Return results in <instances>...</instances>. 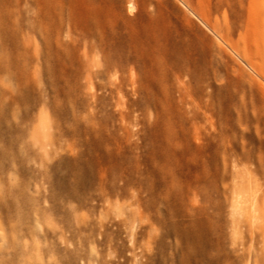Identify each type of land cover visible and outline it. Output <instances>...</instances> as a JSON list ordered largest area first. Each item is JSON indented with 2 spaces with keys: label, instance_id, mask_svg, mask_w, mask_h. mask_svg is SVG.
Listing matches in <instances>:
<instances>
[{
  "label": "rangeland",
  "instance_id": "1",
  "mask_svg": "<svg viewBox=\"0 0 264 264\" xmlns=\"http://www.w3.org/2000/svg\"><path fill=\"white\" fill-rule=\"evenodd\" d=\"M2 4L17 46L0 36V264H183L184 243L175 232L161 248L148 246L149 234L164 229L148 216L164 217L165 206L138 216L137 194L148 196L140 181L157 178V111L132 105L139 98L133 90L117 96L92 87L104 80L72 66V51L58 41L79 37L84 56V39L79 30L68 35L66 17L51 37L38 20V0ZM98 10L117 15L128 31L183 44L186 65L204 78L205 99L213 91L219 99L214 143L218 167L230 177L221 184L250 172L261 181L253 220L264 225V0H102ZM111 75L104 82L119 80ZM153 77L166 97V83ZM183 80L189 82L186 74ZM230 99L236 103L228 108Z\"/></svg>",
  "mask_w": 264,
  "mask_h": 264
},
{
  "label": "bare ground",
  "instance_id": "2",
  "mask_svg": "<svg viewBox=\"0 0 264 264\" xmlns=\"http://www.w3.org/2000/svg\"><path fill=\"white\" fill-rule=\"evenodd\" d=\"M2 1L0 36L11 40L14 47L17 46V39L14 32L4 27L5 23L10 22V15L4 12ZM100 1L83 0L86 4L84 9V3L80 4L78 0H38V20L45 28H50L51 37H54L53 30L60 33L63 29L59 18L68 19V35L74 36L75 31H80L84 39V56L79 53L82 41L79 37L71 42L55 38L61 41L65 50L72 51L66 60L69 59L71 65L75 63L86 69L90 79L105 81L108 75L113 76L112 71L119 75V82L111 84L92 81L93 88L109 90L117 96H126L127 91L133 90L139 98L132 100V105L138 106L141 111H157V143L160 150L155 158L159 165L156 164L152 170L157 178L151 177L154 180L150 182L145 179L140 181L144 182L148 196L139 193L136 202L141 208L138 215L141 219L147 217L145 209H156L159 204L165 206L166 211L165 216L157 220L148 216L152 223L164 228L161 234H149L148 246L150 249L155 246L161 248L165 237L175 232L184 243L183 264H189L191 259L196 264H264V251L259 252V243L264 242V225L256 224L253 220L260 213L259 197H256L262 190L261 181L250 172L232 176L233 184L224 187L221 184L230 177L220 170L217 162L213 133L219 119L216 92L208 93L205 99L204 78L197 69L186 65L182 43L170 46L163 36L146 30H126V26L118 23L117 15L114 18L104 15V18L98 10ZM83 10H86L84 14L81 13ZM124 19L125 25L128 24L126 20L129 18ZM48 49L50 52L54 50L51 47ZM96 65L98 67L95 69ZM78 66L76 75L80 72ZM183 74H186L189 82L183 80ZM153 76L166 83V97L153 83ZM176 92L179 93L178 97ZM188 96L192 97L193 102L188 100ZM233 103H236L235 100L230 99L226 105L231 108ZM179 184L184 188L183 194L176 189L175 185Z\"/></svg>",
  "mask_w": 264,
  "mask_h": 264
}]
</instances>
